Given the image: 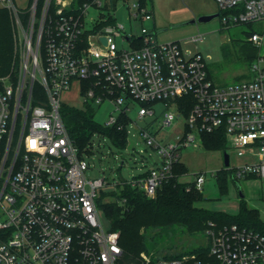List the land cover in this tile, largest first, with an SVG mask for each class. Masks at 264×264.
Returning <instances> with one entry per match:
<instances>
[{
  "label": "built area",
  "instance_id": "obj_1",
  "mask_svg": "<svg viewBox=\"0 0 264 264\" xmlns=\"http://www.w3.org/2000/svg\"><path fill=\"white\" fill-rule=\"evenodd\" d=\"M76 1L43 0L37 12L38 0L21 9L0 0L13 10L23 44L16 80L0 77V264H264V235L212 222L204 232L206 251L128 260L119 232L101 224L96 198L104 180L85 178L89 165L59 113L62 93L75 83L84 106H112L117 115L110 113L104 126L116 124L133 103L137 119L153 117V106L163 104L160 131L182 120L172 142L157 139L149 126L139 130L160 164L125 184L148 198L174 176L181 150L197 148L204 134H224L226 147L250 159L230 168L234 180L264 178V55L251 63L250 80L219 86L199 53L156 41L142 25L153 18L147 4ZM214 2L225 13L224 26L264 23V0ZM119 6L127 9L130 33L116 20ZM117 39L130 49H119ZM248 41L260 48L264 35L252 33ZM35 82L46 100L33 104ZM184 97L192 104L186 116L177 102ZM204 182L203 174L196 176L199 192Z\"/></svg>",
  "mask_w": 264,
  "mask_h": 264
},
{
  "label": "rangeland",
  "instance_id": "obj_2",
  "mask_svg": "<svg viewBox=\"0 0 264 264\" xmlns=\"http://www.w3.org/2000/svg\"><path fill=\"white\" fill-rule=\"evenodd\" d=\"M31 1L33 0H13V4L20 9L29 8ZM147 2L153 18L142 25L154 33V38L158 43L178 42L183 50L203 56L213 83L226 86L252 78L250 65L241 54L240 45L245 43L252 33L264 35V23L224 26L221 16L206 22H199L201 17L219 13L214 0H147ZM1 7L8 12L13 37L14 58L11 72L6 76L16 80L20 71V53L23 44L13 10L0 4ZM21 19L24 24L26 20ZM116 20L124 25L127 33H130L128 12L124 6L118 7ZM140 27L141 24L137 23L134 29L139 32ZM195 37L201 40L194 41ZM116 43L119 49H130L128 43H121L119 39ZM258 54L264 55V41L258 48ZM45 100L44 97V99H39V102ZM60 101L61 105L84 107L75 83L70 90L62 93ZM164 108L163 104H156L153 106L155 112L153 117L137 119L138 105L136 103L131 105L130 111L127 112L130 121L126 125L128 139L133 142L131 150L118 147L107 135L95 133L90 138L88 147L82 152V158L89 165L84 174L89 181L104 180V186L98 191L100 205L115 201L124 189L125 182H130L148 173L150 169L160 164L158 153L147 146L140 137L141 128L149 126L157 139L163 142H172L176 135L181 134L182 120L178 125L160 131L159 122ZM94 111L95 121L101 124L108 121L110 113L113 116L117 115L107 102L94 106ZM224 153L229 157L228 168H224ZM243 162L244 159L237 157L236 153L228 147L225 150L222 148L204 149L201 144L197 148H184L180 152L179 163L185 168L186 174L179 176L178 180L181 183H192L197 175H204L205 182L201 192L203 200L196 203L197 207L235 216L238 213L240 200L244 199L251 208L258 211L261 220L264 221V178L232 180L228 176L227 192L220 194L218 191L217 173L223 169L237 167ZM97 207L103 228L110 230V221L105 209L102 206ZM145 240L147 250L138 255L152 254L164 259L182 253L189 254L192 250L205 247L207 244L204 234H187L181 227L154 230L145 236Z\"/></svg>",
  "mask_w": 264,
  "mask_h": 264
},
{
  "label": "trees",
  "instance_id": "obj_3",
  "mask_svg": "<svg viewBox=\"0 0 264 264\" xmlns=\"http://www.w3.org/2000/svg\"><path fill=\"white\" fill-rule=\"evenodd\" d=\"M82 1L84 0H77L76 3L80 4ZM42 2L43 0H38L37 12L40 10ZM140 2L142 4L148 3L147 0H140ZM224 14L219 11L218 17H222ZM251 24L248 23L247 25ZM240 48L245 61L251 65L259 55L258 48L248 40L241 44ZM13 58L11 22L7 10L1 7L0 77L10 74ZM207 72L210 78L208 68ZM82 86L85 88L86 84L82 83ZM39 99H44V93L38 82H35L32 91V103H39ZM177 102L180 112L186 116L192 107L190 98H179ZM59 113L80 157H82L83 149L88 147L89 140L95 133L109 136L113 143L120 148L125 149L128 146L126 125L130 119L127 114L120 115L116 124L104 126L95 121L94 106L91 105H85L82 108L61 105ZM202 146L204 149L222 148L225 150L227 148L226 139L222 133L202 135ZM173 174L171 179L158 188L153 198L146 197L138 188L125 183L124 189L112 203L100 205L99 198H96V205L102 206L107 213L110 230L119 232V243L128 260L147 250L145 236L154 230L161 231L170 227H181L187 234L191 235L204 234L208 223L212 222L218 226L234 224L264 235V221L261 220L258 211L251 208L244 199L240 200L238 213L235 216L197 207L196 203L203 200L202 193L195 188L194 182H179L178 177L186 174L185 168L179 162L175 164ZM228 176L234 180L231 169H223L216 175L220 194L227 192ZM252 178L254 177H247L246 179ZM199 251H206V248L201 247L189 253Z\"/></svg>",
  "mask_w": 264,
  "mask_h": 264
},
{
  "label": "water",
  "instance_id": "obj_4",
  "mask_svg": "<svg viewBox=\"0 0 264 264\" xmlns=\"http://www.w3.org/2000/svg\"><path fill=\"white\" fill-rule=\"evenodd\" d=\"M215 17H218V13H216L215 15H211V16L201 17L199 18V22H206ZM132 147H133V142L131 140H128L127 149L131 150ZM228 167H229V157L226 153H224V168H228Z\"/></svg>",
  "mask_w": 264,
  "mask_h": 264
},
{
  "label": "crops",
  "instance_id": "obj_5",
  "mask_svg": "<svg viewBox=\"0 0 264 264\" xmlns=\"http://www.w3.org/2000/svg\"><path fill=\"white\" fill-rule=\"evenodd\" d=\"M242 159H244V162H243V163H246V162H249V161H250L249 158H242ZM243 163H242V164H243Z\"/></svg>",
  "mask_w": 264,
  "mask_h": 264
}]
</instances>
